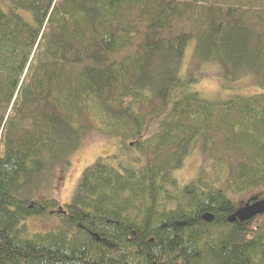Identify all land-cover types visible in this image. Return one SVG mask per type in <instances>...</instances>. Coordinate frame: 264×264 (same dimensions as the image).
<instances>
[{"label": "trees", "instance_id": "1", "mask_svg": "<svg viewBox=\"0 0 264 264\" xmlns=\"http://www.w3.org/2000/svg\"><path fill=\"white\" fill-rule=\"evenodd\" d=\"M87 131L116 151L62 206ZM263 201L264 0H0V264H264Z\"/></svg>", "mask_w": 264, "mask_h": 264}, {"label": "rangeland", "instance_id": "2", "mask_svg": "<svg viewBox=\"0 0 264 264\" xmlns=\"http://www.w3.org/2000/svg\"><path fill=\"white\" fill-rule=\"evenodd\" d=\"M189 67L188 60L184 65V73ZM200 85L196 87L203 97L209 100H215L219 95L221 97L229 96L230 91L223 89V82L219 78L218 70L213 67L202 68ZM242 87L240 93L253 95L261 93V90L252 79H245L239 83L235 89ZM234 90V89H233ZM237 92V91H236ZM233 93V91H231ZM115 140L114 137L103 135L97 131H87L84 134L82 146L78 152L71 159L69 167L52 169L53 171V186L49 183V187L53 190V194L59 200L62 206L71 202L81 184L83 173L87 168L94 166L96 161L100 158L107 159L115 153ZM108 164H113L112 161H105ZM207 160L200 150H194L186 159L183 169L178 173L185 183L197 177L200 168L203 164L206 165ZM42 221L36 223L37 229L44 228ZM35 228V229H36Z\"/></svg>", "mask_w": 264, "mask_h": 264}, {"label": "water", "instance_id": "3", "mask_svg": "<svg viewBox=\"0 0 264 264\" xmlns=\"http://www.w3.org/2000/svg\"><path fill=\"white\" fill-rule=\"evenodd\" d=\"M262 214H264V201L259 202L258 204L256 203L249 207L247 206L246 208L242 209L237 215L241 222H245ZM205 219L208 222L212 221V217L210 215L206 216Z\"/></svg>", "mask_w": 264, "mask_h": 264}]
</instances>
